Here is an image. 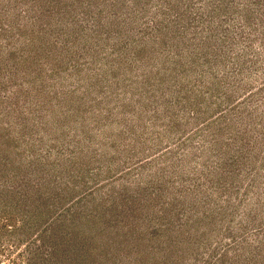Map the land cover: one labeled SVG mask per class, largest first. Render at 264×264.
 I'll use <instances>...</instances> for the list:
<instances>
[{
	"label": "rangeland",
	"instance_id": "1",
	"mask_svg": "<svg viewBox=\"0 0 264 264\" xmlns=\"http://www.w3.org/2000/svg\"><path fill=\"white\" fill-rule=\"evenodd\" d=\"M0 264H264V0H0Z\"/></svg>",
	"mask_w": 264,
	"mask_h": 264
}]
</instances>
